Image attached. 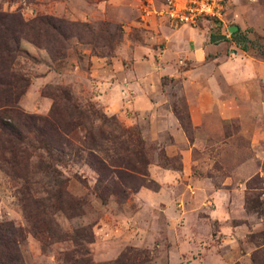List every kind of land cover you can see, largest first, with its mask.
Here are the masks:
<instances>
[{"label":"rangeland","instance_id":"rangeland-1","mask_svg":"<svg viewBox=\"0 0 264 264\" xmlns=\"http://www.w3.org/2000/svg\"><path fill=\"white\" fill-rule=\"evenodd\" d=\"M215 1L219 18L173 24L164 0H0L30 24L72 23L64 41L50 31L48 49L36 26L3 22L26 52L11 70L27 85L10 104L0 92V223L17 230L20 264L264 258V0ZM53 106L84 121L71 146L42 147L33 130L8 144L4 127L22 121L10 109L35 118ZM87 130L104 137L96 153L142 173L98 176ZM58 187L77 215L59 208Z\"/></svg>","mask_w":264,"mask_h":264},{"label":"trees","instance_id":"trees-1","mask_svg":"<svg viewBox=\"0 0 264 264\" xmlns=\"http://www.w3.org/2000/svg\"><path fill=\"white\" fill-rule=\"evenodd\" d=\"M11 23L15 28L24 27H34L36 26L37 31L40 32L39 35H45L46 48L49 49L50 37L52 44L54 43V36L51 34V30L57 31L58 35L61 36V40H66L70 34L67 32L69 25L72 23L66 22L62 19L56 18L52 15H40L34 20V24L30 22H25L18 13H0V92L5 93L6 103L10 104V95L13 88H19L22 91L27 85V80L23 78L21 74L14 73L12 68V63L17 56H26V52L18 48V37L15 35V28L11 31H4L3 22ZM3 27V29H1ZM59 41V40H58ZM60 43V41H59ZM62 47V44H61ZM245 49V47H243ZM51 52V51H50ZM3 104V105H4ZM10 109V108H9ZM11 112L16 113L18 118L20 117L22 121H18V126L14 123H7V127H4L6 133H9L10 138L8 144L11 142L23 143L25 137L32 130L35 131V138L42 144L52 146L56 150L63 151L67 147L71 146L72 139L76 130H83L84 121L82 117L73 120L74 116L71 112H66L64 109H58L52 107L48 116L45 117H32L26 114H22L17 110L10 109ZM9 118V117H8ZM35 119V122H31V126L28 125L26 119ZM86 138V139H85ZM101 133H92L90 130L86 131L84 134V139L87 144L86 150L84 152V162H86L100 177H110L114 176L121 184L123 177H132L135 173H142L138 167H136L130 160L125 159H108L99 153L103 149H97L101 145L103 140ZM9 152H15L18 150L14 144L9 145ZM24 151V150H21ZM141 162H144V157H141ZM12 166H10L11 168ZM5 170V168H4ZM7 172V169H6ZM9 172V171H8ZM15 172V171H13ZM16 174V173H14ZM125 184V183H123ZM55 199L59 208H62L69 216H74L78 214V205L76 203L67 202L66 198L62 196V190L58 187L55 190ZM17 230L8 226L7 223H0V264H20L18 257V252L16 248V234ZM263 250H256L252 255V261L254 264H264V258H260L257 255H261Z\"/></svg>","mask_w":264,"mask_h":264},{"label":"built area","instance_id":"built-area-1","mask_svg":"<svg viewBox=\"0 0 264 264\" xmlns=\"http://www.w3.org/2000/svg\"><path fill=\"white\" fill-rule=\"evenodd\" d=\"M164 14L173 24H192L199 18H219L220 6L215 0H164Z\"/></svg>","mask_w":264,"mask_h":264},{"label":"water","instance_id":"water-1","mask_svg":"<svg viewBox=\"0 0 264 264\" xmlns=\"http://www.w3.org/2000/svg\"><path fill=\"white\" fill-rule=\"evenodd\" d=\"M236 28H237V27H236L235 25H230V26H228V30H229L230 32L236 30Z\"/></svg>","mask_w":264,"mask_h":264}]
</instances>
